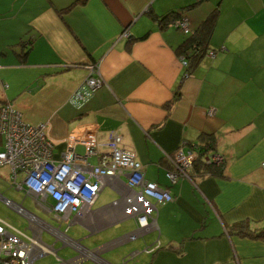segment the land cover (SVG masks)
<instances>
[{
    "label": "crops",
    "instance_id": "obj_1",
    "mask_svg": "<svg viewBox=\"0 0 264 264\" xmlns=\"http://www.w3.org/2000/svg\"><path fill=\"white\" fill-rule=\"evenodd\" d=\"M76 1L0 0V106L10 103L25 122L44 125L55 163L70 135L93 132L101 153L109 133L120 135L145 179L173 200L140 229L127 209L137 189L125 176L103 180L94 204L64 221L23 197L37 210H27L35 217L28 237L57 258L55 244L69 249L78 264H264V237L228 233L241 222L252 232L264 228V0H84L64 11ZM183 8L191 31L219 12L214 56L191 73L176 52L183 33L152 19ZM93 64L103 84L78 111L69 98ZM202 133L216 137L225 178L194 184L181 176L172 184L167 156L194 149ZM87 161L95 166L98 157ZM0 169L3 203L9 171Z\"/></svg>",
    "mask_w": 264,
    "mask_h": 264
},
{
    "label": "built area",
    "instance_id": "obj_2",
    "mask_svg": "<svg viewBox=\"0 0 264 264\" xmlns=\"http://www.w3.org/2000/svg\"><path fill=\"white\" fill-rule=\"evenodd\" d=\"M174 27L184 34L189 33V24L185 18L175 22ZM124 35L127 36V33ZM209 55L214 56L212 52ZM86 69L88 75L69 98V104L78 111L103 84L98 64L88 65ZM0 136L3 139L0 167L8 168L10 186L21 191L25 198H31L37 207L57 221L68 220L71 214L89 209L104 185L103 180L119 176H125L128 186L137 189L127 209L140 229L148 227L158 205L173 200L168 190L160 189L145 179L135 153L122 147V137L116 133L108 134L106 153L98 151L93 132L83 137L70 135L62 159L55 163L52 160L53 143L44 125L25 122L12 104L4 103L0 106ZM76 144L85 147L83 155L74 152ZM92 156L98 157L95 166L87 161ZM197 157L193 150L186 153L180 150L167 156L173 167V170L167 172L169 181L174 184L181 176L190 180L188 171ZM205 160L219 164L223 158L213 154ZM2 200L8 208L27 220L28 217L35 219L22 205L8 199ZM46 255L56 256L54 250L44 248L38 238H29L0 220V264H34ZM58 260V264H78L77 260Z\"/></svg>",
    "mask_w": 264,
    "mask_h": 264
},
{
    "label": "trees",
    "instance_id": "obj_3",
    "mask_svg": "<svg viewBox=\"0 0 264 264\" xmlns=\"http://www.w3.org/2000/svg\"><path fill=\"white\" fill-rule=\"evenodd\" d=\"M84 0H77L75 3L70 5L64 11L69 10L71 7L83 2ZM196 5H190L188 8H192ZM149 12V11H148ZM150 14V13H149ZM218 9H214L194 30L189 29L188 34H184V40L177 47V55L182 60L184 67L188 73H191L202 59L211 51L210 49V39L216 25L218 18ZM185 18V9L180 11H174L168 15L158 17L156 15L152 16V19L160 29H165L174 26L175 22L180 21ZM178 29V28H177ZM145 38V37H143ZM214 54V52H212ZM200 145H196L192 149L197 155V159L193 162L192 168L188 171V176L192 183H196V179H202L206 177H216V178H225V163L222 161L219 164L209 163L205 159L214 154L216 150V137L212 134L202 133L200 134ZM173 170V167L170 165V170ZM229 234L238 235L246 238H263L264 237V228L259 232H252L247 226V222H241L231 226L228 230Z\"/></svg>",
    "mask_w": 264,
    "mask_h": 264
},
{
    "label": "rangeland",
    "instance_id": "obj_4",
    "mask_svg": "<svg viewBox=\"0 0 264 264\" xmlns=\"http://www.w3.org/2000/svg\"><path fill=\"white\" fill-rule=\"evenodd\" d=\"M1 170H3V169H0V171ZM4 185L7 187V191L8 192L6 194V197L8 199L14 201L17 204H21L22 203L23 207L26 210L37 211V210L33 209V205H32V203H31V201L29 199H24L23 200L24 194L21 191L17 192V191L14 190V188L11 189L9 182H6ZM38 215H40V214H38ZM42 215H43L42 218L45 217V219L49 223L55 224L53 221L50 220L49 216H46L45 214H42ZM0 220L4 221L5 223H7L11 227H13L15 230H17L18 232L23 233L27 237L31 235V230L28 228L27 219L25 217H22V216L18 215L14 210H12L11 208H8L1 201H0ZM52 242L53 241H51V239H49V236L46 233H44L43 234V243H45L46 245H51ZM54 249L58 251L57 252L58 259H60L61 261L66 262V261H70V260H72L74 258L73 252L70 251L67 248L61 249L60 245L55 244ZM58 259L54 255H46V256L36 260L34 264H58L59 263ZM79 264H94V263H92L90 261H85V262H82V263H79ZM111 264H122V263H111ZM126 264H137V263H135L132 260H128L126 262Z\"/></svg>",
    "mask_w": 264,
    "mask_h": 264
}]
</instances>
